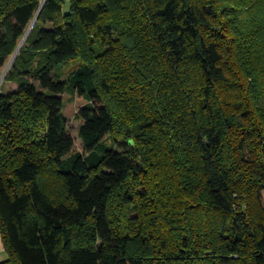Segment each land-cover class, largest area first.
<instances>
[{"label": "trees", "instance_id": "1", "mask_svg": "<svg viewBox=\"0 0 264 264\" xmlns=\"http://www.w3.org/2000/svg\"><path fill=\"white\" fill-rule=\"evenodd\" d=\"M42 4L0 0V264H264V0Z\"/></svg>", "mask_w": 264, "mask_h": 264}, {"label": "rangeland", "instance_id": "2", "mask_svg": "<svg viewBox=\"0 0 264 264\" xmlns=\"http://www.w3.org/2000/svg\"><path fill=\"white\" fill-rule=\"evenodd\" d=\"M67 5L65 6V9H67ZM9 64V63H8ZM7 64V65H8ZM76 64H68V65H61L58 68V73H60L61 80H66L68 74L71 70L75 68ZM7 67V66H6ZM16 84L12 82H6L0 87V92H9L14 89H16ZM62 102H63V109L62 113L64 117L67 120V126L76 139V145L79 147L81 145L80 139L78 138V129L80 126V122L75 118L76 113L78 110L86 105V101L83 99L77 98L74 93L71 91V89H68L62 96Z\"/></svg>", "mask_w": 264, "mask_h": 264}, {"label": "water", "instance_id": "3", "mask_svg": "<svg viewBox=\"0 0 264 264\" xmlns=\"http://www.w3.org/2000/svg\"><path fill=\"white\" fill-rule=\"evenodd\" d=\"M45 1H46V0H43V4H44ZM43 4H42L41 8L43 7ZM31 27H32V25L30 26V28H29L27 34L25 35L23 41H22L21 44L19 45V47H18L17 51L15 52L14 56L11 58V60H10V62H9L10 65L12 64V62H13L14 59H15V57L17 56L18 51H19L20 47L22 46V44H23L25 38L27 37V35H28V33H29ZM9 64H8V65H9ZM8 65H7V67L5 68V70H4L3 74H2V76L0 77V80H1L2 78L5 77V75H6L7 71H8V69H9V68H8ZM7 68H8V69H7Z\"/></svg>", "mask_w": 264, "mask_h": 264}, {"label": "crops", "instance_id": "4", "mask_svg": "<svg viewBox=\"0 0 264 264\" xmlns=\"http://www.w3.org/2000/svg\"><path fill=\"white\" fill-rule=\"evenodd\" d=\"M5 259H6V254L4 252V248L0 236V262L4 261Z\"/></svg>", "mask_w": 264, "mask_h": 264}, {"label": "bare ground", "instance_id": "5", "mask_svg": "<svg viewBox=\"0 0 264 264\" xmlns=\"http://www.w3.org/2000/svg\"><path fill=\"white\" fill-rule=\"evenodd\" d=\"M9 67H10V64L8 65V68H9ZM8 68H7V69H8ZM2 79H3V78H2ZM2 79L0 80V84H1V82H2Z\"/></svg>", "mask_w": 264, "mask_h": 264}]
</instances>
